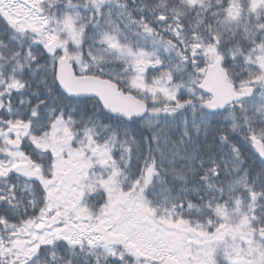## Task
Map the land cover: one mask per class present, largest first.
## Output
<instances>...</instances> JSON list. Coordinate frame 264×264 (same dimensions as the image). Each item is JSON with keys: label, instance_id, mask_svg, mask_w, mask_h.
Returning <instances> with one entry per match:
<instances>
[{"label": "snow or ice", "instance_id": "snow-or-ice-1", "mask_svg": "<svg viewBox=\"0 0 264 264\" xmlns=\"http://www.w3.org/2000/svg\"><path fill=\"white\" fill-rule=\"evenodd\" d=\"M0 264H264V0H0Z\"/></svg>", "mask_w": 264, "mask_h": 264}, {"label": "trees", "instance_id": "trees-1", "mask_svg": "<svg viewBox=\"0 0 264 264\" xmlns=\"http://www.w3.org/2000/svg\"><path fill=\"white\" fill-rule=\"evenodd\" d=\"M145 135H147V133H145ZM250 162L251 163H257L258 164V161H256L254 157L251 158Z\"/></svg>", "mask_w": 264, "mask_h": 264}]
</instances>
